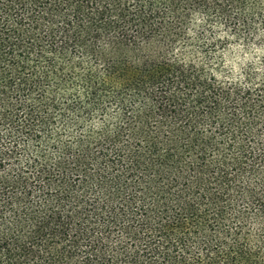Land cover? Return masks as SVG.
Returning <instances> with one entry per match:
<instances>
[{"label":"trees","instance_id":"1","mask_svg":"<svg viewBox=\"0 0 264 264\" xmlns=\"http://www.w3.org/2000/svg\"><path fill=\"white\" fill-rule=\"evenodd\" d=\"M0 264H264V0H0Z\"/></svg>","mask_w":264,"mask_h":264}]
</instances>
